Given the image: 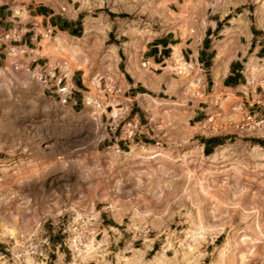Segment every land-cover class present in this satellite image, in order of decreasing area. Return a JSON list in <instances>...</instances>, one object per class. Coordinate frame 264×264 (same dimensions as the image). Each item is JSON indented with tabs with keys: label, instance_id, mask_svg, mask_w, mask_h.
I'll return each mask as SVG.
<instances>
[{
	"label": "rangeland",
	"instance_id": "1",
	"mask_svg": "<svg viewBox=\"0 0 264 264\" xmlns=\"http://www.w3.org/2000/svg\"><path fill=\"white\" fill-rule=\"evenodd\" d=\"M183 5L192 21L186 34L199 32L202 16L229 13L241 19L232 43L264 44V0H78L76 10L84 9L85 28L89 22L100 34L109 30L97 19L106 17L111 27L122 22L164 33L175 25L166 14ZM257 49L253 44L249 56ZM3 77L0 264H264V151L254 137L239 136L204 155L166 130L155 143L164 155L151 158L152 148L136 146L145 153L133 156L131 148L116 151L106 118L84 102L101 101L89 97L91 79L73 94L74 105L61 103L57 86L48 89L41 78ZM198 180L208 190H196ZM103 210L116 220L101 216Z\"/></svg>",
	"mask_w": 264,
	"mask_h": 264
},
{
	"label": "crops",
	"instance_id": "2",
	"mask_svg": "<svg viewBox=\"0 0 264 264\" xmlns=\"http://www.w3.org/2000/svg\"><path fill=\"white\" fill-rule=\"evenodd\" d=\"M66 1L71 4L70 0H0V71L10 81L21 79L25 83L32 78H46L50 80L46 84L49 89L65 75L76 95L82 94L90 79V84L97 88L95 77L92 79L95 73L112 70L119 79L121 96L139 114L143 128L131 139L118 137V144L126 152L134 146L161 149L155 143L166 130L165 133L175 134L178 141L187 139L197 144L204 155L213 154L239 136L254 137L250 141L262 147L255 140L264 142V128L240 130L235 117L240 115V106L250 112L260 111L256 102L264 79L262 39L252 40L250 44L230 40L238 34L235 32L236 25H241L240 19L229 13L227 19L202 16L199 32L189 35L183 29L192 25V21L187 19L189 9L183 5L173 9L182 13V17L172 20L175 25L167 32L127 29L122 22L112 23L111 27L106 17L97 19L106 23L109 30L100 34L89 22L85 28L86 13L84 9L76 10L78 0H74L73 6H68ZM67 6L68 16L64 13ZM7 33L11 34L10 38L4 37ZM61 40L63 48L59 47ZM253 44L258 49L254 56H249ZM78 45L81 51L75 55L78 62H87L88 69L76 66L68 78L51 50L56 48L73 57ZM177 50L193 68L189 79L176 75L172 67ZM145 62L147 67L143 66ZM53 79L55 82L51 83ZM214 120L220 122L219 127L215 128ZM175 122L178 125L173 127ZM109 134V140L115 142L113 137L118 134ZM127 176V180L135 181L133 173ZM128 185L124 183V190ZM105 212L101 211V216L105 215L111 222L116 220ZM108 226L119 230L114 223ZM149 261L147 264H155L154 260Z\"/></svg>",
	"mask_w": 264,
	"mask_h": 264
},
{
	"label": "built area",
	"instance_id": "3",
	"mask_svg": "<svg viewBox=\"0 0 264 264\" xmlns=\"http://www.w3.org/2000/svg\"><path fill=\"white\" fill-rule=\"evenodd\" d=\"M5 38H10L11 34L7 33L4 35ZM186 65L184 67L175 68L174 71L176 75L181 76H190L192 73V66L185 62ZM144 67H147V63H143ZM66 76L61 77L57 80V93L59 95V99L63 104H69L70 102H74V105L78 103L77 99H74L73 94L75 88L69 85L65 81ZM99 89L109 97V104L104 105L101 101H92L85 97L84 102L87 105H91L96 109H102L105 106V110L102 112V118H106L107 126L111 134H118L114 136V146L117 152H121L122 147L118 144L119 136H123L124 139H131L135 137L137 134L142 131V124L140 116L137 112H135L133 106L130 103H126V101L122 98L121 93L122 89L120 86V82L118 77L112 73L110 70H105L102 73H99L96 77ZM43 83H49L50 80L46 78H41ZM261 91L258 96L256 104L259 105V112H250L244 109L243 106L238 107L241 112V117L238 121V128L240 130L246 129H256V128H264V79L260 84ZM115 107L117 108V112H114ZM47 245H50L51 237L47 236L45 240ZM34 261V260H32ZM35 264V263H34Z\"/></svg>",
	"mask_w": 264,
	"mask_h": 264
},
{
	"label": "bare ground",
	"instance_id": "4",
	"mask_svg": "<svg viewBox=\"0 0 264 264\" xmlns=\"http://www.w3.org/2000/svg\"><path fill=\"white\" fill-rule=\"evenodd\" d=\"M183 8H184V6H183ZM182 8V9H183ZM181 14L182 13H178V14H175V13H167L166 15H167V18L170 20V21H176V20H178V19H180L182 16H181ZM241 20V19H240ZM236 21V20H235ZM103 22V21H102ZM104 24V23H103ZM104 25H106V23L104 24ZM96 26V25H95ZM91 27V26H90ZM103 27V26H102ZM105 27V26H104ZM107 27V26H106ZM93 28V27H92ZM96 28V27H95ZM99 29H100V27H98ZM97 28V29H98ZM108 28V27H107ZM108 30V29H107ZM99 31H101V30H99ZM228 32V31H227ZM46 40V39H45ZM60 42V44H59V47H61V48H63L64 47V42L61 40V41H59ZM50 50V49H49ZM48 49H47V51H49ZM53 53H55V56H54V58H58L59 60H60V65H61V69H62V73L63 74H66L67 75V77L68 78H70L71 77V75H72V73H73V71H74V69H75V67L76 66H81V67H85L86 69H88V66H87V62H85L84 60L82 61V62H78V57L75 55V53L76 54H78V53H80V51H81V47H80V45H78L77 47H76V49L74 50V56L73 57H68L65 53H63V51H60V50H58V49H56V48H54V49H52L51 50ZM48 53V52H47ZM221 53H223V51L221 52ZM53 58V59H54ZM57 59V60H58ZM186 61L182 58V56H181V54H179V52H178V50H177V52H176V54H175V58H174V63L172 64V67L175 69V68H179V67H184L185 65H186V63H185ZM256 62V60H254V63ZM264 66V65H263ZM171 67V68H172ZM254 69H255V66H254ZM86 72H88V71H86ZM1 74H2V72L0 71V76H1ZM95 79V83H96V85H97V88L95 89L93 86H92V88H93V90L91 91V92H89V97H97V98H99L101 101H106V99H107V104H105V103H103V102H101V103H103L105 106L106 105H108L109 104V97H107L100 89H99V87H98V83H97V80H96V78H94ZM6 82V79H4V77H3V79H0V86L2 87V86H4V83ZM192 87V86H191ZM196 87V86H195ZM97 89L101 92V94H103L102 96L101 95H99V92L97 91ZM95 101H97V100H95ZM104 106V107H105ZM104 107L102 108V109H96V112H95V116H96V118H100V115H101V113H102V111L104 110ZM118 110H117V108L115 107V109H114V112H117ZM217 120V119H216ZM216 120H214V121H216ZM218 120H220V119H218ZM213 121V123H215L214 125H215V128L218 126L219 127V121H216V122H214ZM210 124H211V122H210ZM207 125V124H206ZM212 126V125H211ZM212 130V129H211ZM214 130V129H213ZM212 130V131H213ZM216 131V130H215ZM158 148V147H157ZM256 149H258V150H263L264 151V147H256ZM161 150V149H160ZM161 152V151H160ZM159 152V149H153L152 148V151L150 152V153H152V155H150V157L152 158H156V157H158V155H160L161 153H163V152H161L160 153ZM128 154H130V155H137V156H144V150H143V148H138V147H136V146H134L133 147V149H132V151H128L127 152ZM162 155H164V153L162 154ZM214 155V154H213ZM214 157V156H213ZM144 158V157H143ZM207 178V177H206ZM202 179V178H201ZM206 181H208V180H206ZM140 183V182H139ZM210 186V185H209ZM203 190V191H206V190H208V184H206L205 183V181L204 180H198V181H196V190ZM207 193V192H206ZM210 231V230H209ZM204 232H206V230L204 229ZM210 232H212V231H210ZM201 233V232H200ZM210 234V233H209ZM201 235V234H200ZM208 235V234H207ZM202 237H206L205 236V233L203 234L202 233ZM94 243H92V245H93ZM95 245V244H94ZM75 247H77L78 248V246H77V243L75 244ZM93 249V248H92ZM88 251V250H87ZM162 253V252H161ZM160 255L161 254H159L157 257L159 258L160 257ZM157 258V259H158ZM74 264H77V263H74Z\"/></svg>",
	"mask_w": 264,
	"mask_h": 264
},
{
	"label": "trees",
	"instance_id": "5",
	"mask_svg": "<svg viewBox=\"0 0 264 264\" xmlns=\"http://www.w3.org/2000/svg\"><path fill=\"white\" fill-rule=\"evenodd\" d=\"M119 16H121V17H123L122 15H119ZM257 143H259V144H261L262 146L264 145V142H262V141H259V140H255ZM209 153H211V152H209Z\"/></svg>",
	"mask_w": 264,
	"mask_h": 264
}]
</instances>
